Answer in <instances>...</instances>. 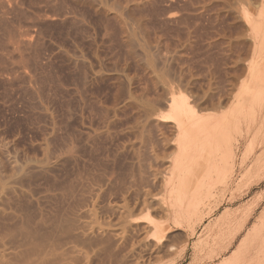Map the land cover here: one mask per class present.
<instances>
[{
    "label": "rangeland",
    "instance_id": "1",
    "mask_svg": "<svg viewBox=\"0 0 264 264\" xmlns=\"http://www.w3.org/2000/svg\"><path fill=\"white\" fill-rule=\"evenodd\" d=\"M100 1L101 0H92V2L91 0H0V177H3L4 175L6 176L8 175V173L17 174L21 171V169L25 171L27 168H29L26 170H29L28 174L26 173V179L23 178L21 184L23 185L25 183L22 186L23 189L25 188L27 191H30H28V195L24 198H22L23 196H20V198H17L18 196H9L6 199L8 200V202L9 199L11 201V198L12 200L15 199L18 201H13L9 203L5 201L6 203H1V206L4 205V207H10L8 210L12 208L11 211L17 212L19 209L21 210L22 208H25V206L29 205L28 208H32L31 211L36 212L37 205L34 202L33 205H36L34 207L31 203V199L34 197L38 200L39 198L38 207L41 208L40 211L45 216L59 209L63 211L65 209L66 212L67 209H70V213H73V210L75 208V212H78V210L80 212L81 209L83 210L89 205L91 206L92 201H94L97 202V205H95L97 207L99 206L102 211H104L102 212V214L107 217L109 213L107 212L106 207L109 206V203L110 205L113 204V200H115V203H119V201L123 199V190L126 188L125 190L127 191H125V196L126 198H129L128 201L131 200L129 203L130 207L133 206L132 209L134 212V203L136 201L138 202V200H136L135 202L133 200L136 199L134 198V196H136L134 195V193L141 192L142 188H140V185L142 183L140 184L139 182H137L139 180H137L138 178L135 175L137 174V172L135 171H138V168H135L138 167V165L136 164L138 162H135L138 161L137 153H143V155H145L144 153L148 151V144L151 143L153 140V142H155L154 138L159 134L160 135L156 137L157 142L162 141L160 138L163 136L161 131L158 130V128L154 125L152 127H154L155 129L151 128L150 131L152 134L150 135V139L147 138L148 136H144V134H146V130L142 127V123L145 122L144 118L142 117L144 109L140 110V108L141 106L142 108L147 107L148 110L155 108L157 106L156 101L159 97V99H162L164 94H166L171 89L176 90L179 88L180 91L182 90V92L187 94L189 99H192L190 100V102L193 101L192 97H194V100L198 103L200 97V103L197 104L195 103V101L192 103L194 105L197 104V107L195 106L196 108L204 109H201V113L205 112L204 114H211L212 111V114H220L227 113L231 109H233L234 112L238 110L236 112L237 115H235V113H232V115H235L237 118L234 116L235 119L234 117L230 119L229 127L230 135L235 145H237L238 156L235 162H228V167L227 164H224L222 165L224 167H221L220 172L218 171L217 173H212L213 177L215 179L217 178V180L214 179L215 182L217 181L216 185H220L222 183H224L225 185L221 187L220 192L215 195L214 199L211 198L209 202L200 204L198 212H190L188 213L190 215H181L183 217L179 216L180 218L164 215L158 210L156 205H152L154 206V208L151 207L153 209L149 208L147 211L145 210V212L141 211V213L138 211V209H136V211L140 214H132L133 216L134 214L136 215V217L134 216L133 219H137H134L135 221H132V223H130L132 220V215L130 216V222H128L129 219L126 222V230L128 229V233H124V236H126L125 239L124 237L121 239L118 238V242L120 240V244L115 242L117 239L115 241L114 239L110 240L111 237H108V235L106 236L105 234H101L100 236L99 234H97L96 238L100 240L104 239V236H106V240H108L109 243L108 241L106 242L105 239L102 240L100 243H108L109 245L105 244L107 249L106 247H103L104 249L101 247L103 250L100 248L96 251L94 250L96 249L94 247L98 246L99 248V245H94V249L91 247L93 251L90 248L91 252L88 256L81 257L79 254L74 252L71 253L69 257L68 253V256H66L67 254H65V261L68 260V262L66 261L68 264H83L85 262V264H225L226 261H229V264H233L235 261L240 263L241 259L238 260V258H240V253L238 250L242 239L247 233L254 229L255 226L258 228V230H264V227L261 229L262 225L264 224V108L262 111L257 113L258 115L256 114V120L252 122L253 124L251 123L250 129L249 131H247L246 125L248 122V117L242 116L243 114L240 112L236 101L231 100V102L227 104H221L219 103V99L218 103L221 105V108L217 107V103L214 104L216 106H213V103L216 102V99L221 98L217 95L216 96L218 98L214 96L216 92L219 96H224L226 93H221L229 91V89H227V85H230L229 87L231 88L235 80L241 79L244 76L245 73L242 74V72H240V68L243 66V64L247 65L249 62H254V64L252 65H254L253 68L255 70L254 72H252L253 69L251 70V74L247 78L245 88H247L249 84L251 85L252 82L255 81V76H257V66L259 65L258 67L260 68V66L264 64V39L263 41L257 40L259 42L262 41V46L258 42L257 45L259 46H257V48H249L250 50L248 49V52L250 51L249 54H246V52H244L246 50L244 48L245 46L243 43H241L242 40L240 39L241 42L239 40V38L243 36H240L241 31L240 27L238 26L240 23L239 21L240 19H244L243 17H245L247 13L248 15L251 13L252 15L250 14V16H253L255 14L253 8H255L254 5L256 4L253 5V3H249L252 0H247L248 2L246 0H145L144 2L143 0H103V2ZM245 1L247 3H245ZM136 2L139 3L136 4ZM119 3L121 6L119 5ZM235 3L238 6H236ZM145 4L146 6H144ZM251 4L254 7H252ZM229 6H231L232 9L229 8ZM186 7L188 9H186ZM209 8L211 9L209 10ZM160 12L163 14H161ZM224 12L225 14H223ZM46 14H48L49 16ZM133 14L136 17L133 16ZM138 14H140V16H138ZM138 17L140 18V20ZM166 17L169 18L166 19ZM170 17L172 18L170 19ZM178 17H180V20ZM173 18H175V20ZM238 18L240 19L238 20ZM113 20L115 22H113ZM178 20L181 24L178 22ZM236 21L239 23H237ZM233 24H235V26ZM122 27L125 29H123ZM126 29L128 32H126ZM234 29L240 32L238 33L236 31L237 33L234 32V34H232L233 31H235ZM187 31L189 32L188 34ZM136 32L137 34H134ZM128 33L132 36L130 37ZM235 34L238 35V37ZM235 37H237L238 39H236ZM128 39L131 41V44H127L128 42H130ZM131 45L133 48L132 50ZM158 46H160L161 48ZM171 46H173L174 48ZM157 48H159V50H157ZM146 51L147 53H145ZM173 52L175 55H173ZM137 54L143 56L140 57ZM146 54H149V56H147ZM182 64H184L185 66ZM165 65L167 66L165 67ZM157 66L159 69L157 68ZM203 68H207L208 70H204ZM142 70H145L146 72ZM234 70H238L239 72H235ZM96 71H99L97 75ZM82 72L85 73L83 74ZM183 73L185 75H183ZM223 73L227 74L224 75ZM231 73L232 75H234L235 79L231 75ZM239 73L242 74V77H240L241 74ZM164 75L167 77L170 76V78L168 77L167 79ZM152 76L154 77V79ZM223 77L226 78L224 79ZM220 80L222 81V83ZM225 80L227 82H225ZM172 82H175L174 85ZM171 83L172 85H169ZM221 84L223 91L225 87L226 91H221ZM257 85L260 84H256V86ZM173 87L176 88L174 89ZM216 87L219 89H217ZM101 90L103 93L101 92ZM204 90L207 92L205 93ZM211 91H214L215 93H212ZM231 91H229L227 94L230 95V92L231 94L236 93L235 89H232ZM139 92L142 94H140ZM195 93L198 95L199 93L200 95L201 93H204L202 94L205 96H203L204 99L202 98V95H199L198 97V95H196ZM111 94H115V96ZM194 94L196 95V97ZM126 96L130 98L128 99ZM116 97L117 101L115 99ZM125 97L126 101L128 100L126 103V108H120L115 113V115H113L111 111L112 107L116 106L114 103L117 102V106H119V102L122 101V99H124ZM208 97L214 98V100L212 99L213 103L211 99H208ZM204 101H211L212 105H209V102L208 104H203ZM133 102H135L136 104H134ZM145 102L146 105H144ZM147 102L149 104H147ZM201 105H203V107H201ZM130 108L132 110H130ZM159 108L160 109L157 111L156 109H158V107H156L155 111L158 114L159 112H161L160 114H163L165 112V109L161 107ZM138 109L139 111H141L140 113ZM163 109L164 111L162 112ZM101 110L102 113H104L105 115H101ZM127 111L131 112L128 113ZM118 113L119 116L117 115ZM135 113L142 115V118L140 116L138 117V114ZM135 115L137 116L135 117ZM109 117H111V119ZM242 117L244 119H242ZM141 119H143V122L141 121ZM238 119L240 120L238 121ZM136 120L139 121L138 124L135 123ZM131 122L132 124L130 125ZM104 123L106 125H103ZM126 123L128 124L127 126ZM135 124L140 125V129H137V127H135ZM118 127L120 129H118ZM131 127L135 128H132L131 131V129L129 130V128ZM96 128L97 130H95ZM141 128H143L144 130L142 132L145 133L142 134L139 131L142 130ZM152 130H155L157 133L155 131L153 132ZM93 131L98 132L97 134H94L95 132L93 133ZM166 132L168 136L171 135L168 133V131ZM166 132L164 135H166ZM87 133H90V136H88L90 140L87 139ZM151 136L154 137L152 138ZM169 137L171 139L173 137L175 141L177 139L176 134H172ZM136 138H138V140ZM144 138H147L151 142H148V144L145 143L148 140L144 141ZM125 139H127L128 142ZM139 142L140 145L138 144ZM141 143L144 144L142 145ZM90 144H92V147L90 146ZM143 147H146V149H144ZM143 149L145 151H143ZM68 150H71L72 152ZM173 154L169 151L166 154L167 157L165 155L166 159H164L163 163L166 164L165 162H167V165H164L163 163L161 164L162 168L165 167V170L161 169V172H163V174L164 171L166 173L170 171L171 165L168 164L169 162L166 160L167 158L170 159ZM135 157L136 159L134 161L133 158ZM55 158L57 159L55 160ZM99 158L101 160H99ZM42 163H48L49 166L52 164L49 169L50 172H47L49 174L43 172L39 173L38 168H36L38 166L36 165H41ZM28 165H30L31 167H28ZM168 165H170V167ZM229 166L232 168H229ZM18 167H20V170L18 169ZM166 170L169 171L167 172ZM217 174H219L218 176H221L216 177ZM55 179L57 180L56 183ZM63 182H73V191L71 190V192H63L64 190L60 186V184ZM133 182H135V185ZM99 188L100 190H98ZM138 189L140 190L138 191ZM29 194L34 196L31 197ZM28 196H30L31 198ZM120 196L122 197V199ZM23 200L25 201L24 203ZM27 200H29V202H26ZM14 202H16L17 205H21L22 207L19 206L16 208L17 205ZM131 202L134 203L132 204ZM11 205L13 207H11ZM202 208L204 209L203 211ZM103 215H101L99 218L101 220V223L102 221L104 222L105 219L110 218L108 215L109 218L104 217L105 219H103ZM101 217L103 220L101 219ZM127 223L130 226L133 225L132 229L130 228V226H128ZM141 223L143 224L142 226L146 224L144 226V231L141 230L143 229V227L140 226ZM150 223L152 225L155 223H160V226H158V230L155 232V235H152V232L150 231L147 232L149 228L146 226L147 224L150 226ZM28 225H30V227L33 226H31V224H27V226ZM137 226L141 227L140 230H138L139 228ZM145 227L148 229L146 230ZM133 228L138 229L133 230ZM29 229L32 230L33 228H28L27 230ZM159 230H161L160 233L158 232ZM146 233H149V236ZM156 233H158L157 236ZM15 235L17 237L13 239V236ZM13 236H11L12 239L10 238L14 242L13 243L11 241L13 245H10L11 242L9 241V239V243H7V245L13 248L14 250L20 249V251L18 250V252L22 251L24 253V249L25 247L27 248V246H29L32 237L29 235L28 231L25 232L24 230L19 232L16 231ZM102 236L103 238H100ZM138 237L141 239H138ZM154 239L156 240V242H154ZM44 241H47V239ZM16 242H18L19 245ZM48 242H41V244L43 243V245L40 244V246H38L40 247V250L44 249L45 252H47L49 249L47 250L46 248H48L50 244L54 246L53 243L49 242L48 244ZM54 242H57V240H55ZM111 242L114 244H110ZM52 245L50 246L52 247ZM62 245H56L58 248L57 251ZM116 245L119 246L117 247ZM172 245L173 247H171ZM21 246H23V248H21ZM56 246L54 248L55 254L54 251L51 252L53 253L55 258L57 254H59V252L56 251ZM50 249L52 251L53 247ZM254 251L255 250L252 249V255L250 256L252 258H256V256L258 255L256 259L259 260V262L255 259V263L253 264H256V261L257 263L264 264V253L262 254L260 252H257L258 254L255 255L256 253H254ZM120 252L123 253L121 254ZM32 253L30 254L32 255L30 257H34L33 261H35L37 258L38 261H36L38 263L39 255L35 257V254L33 255ZM35 253L41 254L39 250H36ZM108 253H112L111 255L113 258L111 260L105 258L109 255ZM253 253L255 256H253ZM18 254L20 256H23L21 255V253ZM62 254H59L60 256L57 257L59 260L60 257H62L60 261H63L62 259L64 254ZM260 255L262 256L261 258H259ZM83 257H88V259L86 258V260ZM232 257L234 259L237 257V260L235 259L234 261ZM55 258H52L51 260L53 261ZM68 258H70L72 262ZM17 259H15V264L19 263L17 261H20L19 258ZM121 259L124 261H122ZM57 260L55 263L60 262L59 260L57 262ZM230 261L234 262L230 263ZM253 261L254 258L251 260V263ZM32 264L36 263L32 262Z\"/></svg>",
    "mask_w": 264,
    "mask_h": 264
},
{
    "label": "bare ground",
    "instance_id": "2",
    "mask_svg": "<svg viewBox=\"0 0 264 264\" xmlns=\"http://www.w3.org/2000/svg\"><path fill=\"white\" fill-rule=\"evenodd\" d=\"M94 1V0H93ZM102 2H103V0H101ZM100 1V2H101ZM112 1V0H111ZM116 1V0H115ZM115 1H114V3H115ZM120 1V0H119ZM145 0H143V2H144ZM147 1V0H146ZM152 1V0H151ZM175 1V0H174ZM184 1V0H183ZM196 1V0H195ZM208 1V0H207ZM215 1V0H214ZM243 1V0H242ZM247 1V0H246ZM245 1V3H247ZM91 2H92V0H91ZM99 2V3H100ZM129 2V1H128ZM173 2V1H172ZM171 2V3H172ZM186 2V1H185ZM193 2V1H192ZM200 2V1H199ZM210 2V1H209ZM208 2V3H209ZM228 2V1H227ZM111 3V2H110ZM137 3H139V2H136V4ZM141 3H142V1H141ZM147 3V2H146ZM191 3V2H190ZM221 3H223V2H221ZM232 3H234V2H232ZM249 3H253V5L254 4H256V5H254L255 6V8H253L254 9V15L253 16H250V14L248 15V13H247V15H245V17H243L244 19H240V18H238V20L240 19V23L239 22H237V23H239V27H240V31H241V35L240 36H242V37H240L239 38V40L241 39L242 40V42H241V40H240V42L241 43H243L244 44V48L246 49L244 52H246V54H249V52H248V49L249 48H257V46H259V45H257V43L260 41V40H262L263 41V39H264V0H252V1H250ZM17 4H19V3H17ZM21 4V3H20ZM131 4H133V3H131ZM135 4V3H134ZM185 4V3H184ZM187 4V3H186ZM194 4V3H193ZM198 4V3H197ZM218 4V3H217ZM227 4V3H226ZM225 4V5H226ZM238 4V3H237ZM113 5V4H112ZM119 5H120V3H119ZM127 5V4H126ZM142 5V4H141ZM196 5V4H195ZM203 5V4H202ZM230 5V4H229ZM231 5H234V4H231ZM235 5H236V3H235ZM246 5V4H245ZM252 5V4H251ZM252 5V7H254ZM7 6H9V5H7ZM17 6V5H16ZM121 6V5H120ZM128 6V5H127ZM135 6H137V5H135ZM140 6V5H139ZM144 6H146V4L144 5ZM175 6V5H174ZM179 6H180V4H179ZM184 6V5H183ZM219 6V5H218ZM222 6V5H221ZM228 6V5H227ZM236 6H238V5H236ZM123 7H124V3H123ZM170 7V6H169ZM178 7V6H177ZM200 7V6H199ZM220 7V6H219ZM218 7V8H219ZM225 7V6H224ZM110 8V7H109ZM129 8V7H128ZM138 8V7H137ZM142 8V7H141ZM151 8H152V6H151ZM159 8V7H158ZM162 8V7H161ZM229 8H231V6H229ZM241 8V7H240ZM245 8H247V7H245ZM19 9V8H18ZM111 9H113V8H111ZM116 9V8H115ZM136 9V8H135ZM143 9V8H142ZM150 9V8H149ZM167 9V8H166ZM165 9V10H166ZM177 9V8H176ZM186 9H188L187 7H186ZM208 9V8H207ZM211 8H209V10H210ZM226 9H227V7H226ZM232 9V8H231ZM234 9V8H233ZM52 10V9H51ZM105 10V9H104ZM109 10V9H108ZM126 10V9H125ZM129 10V9H128ZM141 10V9H140ZM144 10V9H143ZM147 10V9H146ZM155 10V9H154ZM204 10V9H203ZM206 10V9H205ZM219 10V9H218ZM221 10V9H220ZM236 10V9H235ZM106 11V10H105ZM113 11V10H112ZM111 11V12H112ZM117 11V10H116ZM130 11V10H129ZM136 11V10H135ZM138 11V10H137ZM145 11V10H144ZM156 11V10H155ZM172 11H173V8H172ZM179 11H180V9H179ZM184 11V10H183ZM187 11V10H186ZM230 11V10H229ZM233 11V10H232ZM237 11V10H236ZM239 11V10H238ZM243 11H246V10H243ZM18 12V11H17ZM127 12V11H126ZM133 12V11H132ZM148 12V11H147ZM157 12V11H156ZM159 12V11H158ZM207 12V11H206ZM240 12V11H239ZM105 13V12H104ZM135 13V12H134ZM141 13V12H140ZM144 13V12H143ZM152 13V12H151ZM161 13V12H160ZM176 13V12H175ZM180 13V12H179ZM210 13V12H209ZM220 13V12H219ZM218 13V14H219ZM231 13V12H230ZM233 13V12H232ZM53 14V13H52ZM161 14H163V13H161ZM168 14V13H167ZM177 14V13H176ZM175 14V15H176ZM223 14H225V12L223 13ZM222 14V15H223ZM235 14H236V12H235ZM235 14H233V15H235ZM241 14H242V12H241ZM240 14V15H241ZM46 15H48V14H46ZM54 15V14H53ZM113 15V14H112ZM122 15V14H121ZM124 15V14H123ZM155 15V14H154ZM165 15V14H164ZM172 15V14H171ZM184 15V14H183ZM239 15V14H238ZM252 15V14H251ZM49 16V15H48ZM47 16V17H48ZM127 16V15H126ZM128 16H130V15H128ZM133 16H135L134 14H133ZM132 16V17H133ZM138 16H140V14H138ZM143 16V15H142ZM152 16V15H151ZM167 16V15H166ZM189 16V15H188ZM200 16V15H199ZM202 16V15H201ZM242 16V15H241ZM34 17V16H33ZM45 17V16H44ZM131 17V18H132ZM136 17V16H135ZM156 17H157V15H156ZM173 17V16H172ZM172 17H170V19L172 18ZM181 17V16H180ZM180 17H178L179 18V20H180ZM183 17V16H182ZM212 17H214V16H212ZM216 17V16H215ZM38 18V17H37ZM49 18V17H48ZM139 18V17H138ZM165 18V17H164ZM169 18V17H168ZM167 17H166V19H168ZM188 18V17H187ZM186 18V19H187ZM191 18V17H190ZM220 18V17H219ZM219 18H218V20H219ZM1 19V18H0ZM44 19V18H43ZM105 19V18H104ZM160 19H161V17H160ZM174 20H175V18H173ZM196 19V18H195ZM217 19V18H216ZM236 19H237V17H236ZM30 20V19H29ZM79 20V19H78ZM119 20V19H118ZM124 20V19H123ZM135 20V19H134ZM138 20V19H137ZM136 20V21H137ZM139 20H140V18H139ZM179 20H178V22H179ZM192 20V19H191ZM197 20V19H196ZM223 20V19H222ZM110 21V20H109ZM135 21V22H136ZM149 21V20H148ZM188 21V20H187ZM113 22H115L114 20H113ZM124 22V21H123ZM160 22H162V21H160ZM166 22V21H165ZM225 22V21H224ZM233 22V21H232ZM231 22V23H232ZM119 23V22H118ZM128 23V22H127ZM140 23V22H139ZM147 23V22H146ZM157 23H158V21H157ZM177 23V22H176ZM180 23V22H179ZM32 24V23H31ZM34 24V23H33ZM163 24V23H162ZM165 24V23H164ZM181 24V23H180ZM225 24V23H224ZM236 24V23H235ZM235 24H233L234 26H235ZM109 25V24H108ZM120 25V24H119ZM124 25V24H123ZM122 25V26H123ZM138 25V24H137ZM172 25V24H171ZM178 25V24H177ZM188 25V24H187ZM191 25V24H190ZM127 26V25H126ZM135 26V25H134ZM156 26V25H155ZM180 26V25H179ZM178 26V27H179ZM183 26H185V25H183ZM217 26V25H216ZM222 26V25H221ZM230 26V25H229ZM145 27V26H144ZM143 27V28H144ZM163 27H165V26H163ZM107 28V27H106ZM123 28V27H122ZM131 28V27H130ZM146 28V27H145ZM150 28V27H149ZM148 28V29H149ZM155 28V27H154ZM180 28V27H179ZM234 28V27H233ZM232 28V29H233ZM123 29H125V28H123ZM138 29V28H137ZM141 29V28H140ZM151 29V28H150ZM171 29V28H170ZM173 29V28H172ZM185 29V28H184ZM236 29V28H235ZM234 29V30H235ZM238 29V28H237ZM135 30V29H134ZM139 30V29H138ZM146 30V29H145ZM144 30V31H145ZM166 30V29H165ZM164 30V31H165ZM177 30V29H176ZM186 30V29H185ZM239 30V29H238ZM119 31H121V30H119ZM142 31V30H141ZM175 31V30H174ZM216 31H217V29H216ZM223 31V30H222ZM237 30H235V31H233V33L232 34H234V32L235 33H237L236 32ZM239 31V32H240ZM30 32V31H29ZM126 32H128L127 31V29H126ZM139 32V31H138ZM180 32V31H179ZM238 32V33H239ZM28 33V32H27ZM189 32L187 31V34H188ZM129 34V33H128ZM127 34V35H128ZM134 34H137V32L136 33H134ZM141 34V33H140ZM156 34V33H155ZM214 34V33H213ZM222 34V33H221ZM25 35V34H24ZM122 35V34H121ZM130 35V37L132 36L131 34H129ZM148 35V34H147ZM160 35V34H159ZM164 35V34H163ZM166 35V34H165ZM168 35V34H167ZM172 35H174V34H172ZM236 35V34H235ZM234 35V36H235ZM124 36V35H123ZM136 36V35H135ZM141 36V35H140ZM161 36V35H160ZM207 36V35H206ZM218 36V35H217ZM223 36V35H222ZM229 36V35H228ZM237 37H238V35H236ZM129 37V38H130ZM153 37V36H152ZM156 37V36H155ZM164 37V36H163ZM162 37V38H163ZM166 37V36H165ZM176 37V36H175ZM174 37V38H175ZM179 37V36H178ZM233 37V36H232ZM237 37H235L236 39H238ZM25 38V37H24ZM124 38V37H123ZM128 38V37H127ZM126 38V39H127ZM134 38V37H133ZM138 38V37H137ZM158 38V37H157ZM184 38V37H183ZM187 38V37H186ZM190 38V37H189ZM210 38V37H209ZM143 39V38H142ZM141 39V40H142ZM148 39V38H147ZM160 39V38H159ZM168 39H169V37H168ZM191 39V38H190ZM189 39V40H190ZM217 39V38H216ZM221 39V38H220ZM227 39V38H226ZM234 39V38H233ZM129 40V39H128ZM183 40V39H182ZM186 40V39H185ZM209 40V39H208ZM257 40H259V41H257ZM130 41V40H129ZM138 41V40H137ZM144 41V40H143ZM148 41V40H147ZM146 41V42H147ZM171 41V40H170ZM174 41V40H173ZM187 41V40H186ZM223 41V40H222ZM238 41V40H237ZM262 41L261 42H259V44H261V46H262ZM124 42V41H123ZM152 42V41H151ZM164 42V41H163ZM183 42V41H182ZM226 42V41H225ZM229 42V41H228ZM25 43V42H24ZM131 44V41L130 42H128L127 44ZM137 43V42H136ZM154 43H155V41H154ZM170 43V42H169ZM188 43V42H187ZM231 43V42H230ZM166 44V43H165ZM29 45V44H28ZM133 45V44H132ZM132 45H131V50L133 49L132 48ZM141 45V44H140ZM174 45V44H173ZM189 45V44H188ZM206 45H208V44H206ZM210 45V44H209ZM221 45V44H220ZM240 45V44H239ZM138 46V45H137ZM143 46V45H142ZM145 46H147V45H145ZM235 46V45H234ZM125 47V46H124ZM139 47V46H138ZM158 47H160V46H158ZM171 47H173V46H171ZM141 48V47H140ZM148 48V47H147ZM161 48V47H160ZM174 48V47H173ZM260 48V47H259ZM127 49V48H126ZM130 49V48H129ZM169 49V48H168ZM261 49V48H260ZM128 50V49H127ZM140 50V49H139ZM145 50V49H144ZM157 50H159V48H157ZM170 50V49H169ZM250 50V49H249ZM148 51V50H147ZM147 51L145 52V53H147ZM161 51V50H160ZM208 51V50H207ZM241 51V50H240ZM261 51V50H260ZM134 52V51H133ZM140 52V51H139ZM167 52V51H166ZM166 52H165V56H166ZM172 52V51H171ZM76 53H77V51H76ZM130 53H132V52H130ZM152 53V52H151ZM160 53V52H159ZM223 53V52H222ZM241 53V52H240ZM144 54V53H143ZM178 54V53H177ZM180 54V53H179ZM207 54V53H206ZM242 54V53H241ZM243 54H245V53H243ZM78 55V54H77ZM138 55V54H137ZM147 55V54H146ZM173 55H175L174 54V52H173ZM209 55V54H208ZM74 56V55H73ZM127 56V55H126ZM138 56H140V55H138ZM143 56V55H142ZM142 56H140V57H142ZM147 56H149V54L147 55ZM171 56V55H170ZM249 56V55H248ZM76 57H78V56H76ZM75 57V58H76ZM146 57V56H145ZM151 57V56H150ZM154 57V56H153ZM163 57V56H162ZM236 57V56H235ZM131 58V57H130ZM138 58V57H137ZM147 58V57H146ZM152 58V57H151ZM170 58V57H169ZM172 58H173V56H172ZM230 58V57H229ZM245 58V57H244ZM139 59V58H138ZM155 59H156V57H155ZM77 60H79V59H77ZM82 60V59H81ZM134 60V59H133ZM137 60V59H136ZM141 60H142V58H141ZM164 60H165V58H164ZM167 60V59H166ZM127 61V60H126ZM140 61V60H139ZM149 61V60H148ZM154 61H156V60H154ZM163 61V60H162ZM175 61V60H174ZM177 61V60H176ZM247 61V60H246ZM252 61V60H251ZM254 61H256V60H254ZM258 61V60H257ZM137 62V61H136ZM145 62V61H144ZM169 62V61H168ZM214 62V61H213ZM212 62V63H213ZM242 62V61H241ZM240 62V63H241ZM244 62V61H243ZM99 63H101V62H99ZM135 63V62H134ZM147 63V62H146ZM219 63V62H218ZM227 63V62H226ZM247 63V62H246ZM259 63V62H258ZM263 63V62H262ZM98 64V63H97ZM139 64V63H138ZM167 64V63H166ZM238 64V63H237ZM236 64V65H237ZM252 64H254V62H249L247 65H244L243 64V66L240 68L241 70H240V72H242V74L243 73H245L244 74V76L242 77V74L241 73H239V74H241V76L240 77H242L241 79H237V80H235L233 83V86L231 87L233 90L235 89L236 90V93L235 94H231V88L229 87L230 85H227L228 87H227V89H229V91H231L230 92V95L229 94H227L229 91H227V92H224V91H226L225 90V88H224V91H223V88H222V84H221V87L220 88H222V92H224V93H221V94H225L224 96H222V95H218V93L216 92V94H214V96H218V97H221V98H218L217 96H216V98H218V99H216V102L215 103H213V100H214V98H209L208 97V99L210 100H212V103H213V106H216L217 105V107H220L221 108V105L219 104V103H221V104H227V103H229V102H231V100H234V101H236L235 103L238 105V107H239V109H240V112L243 114L242 116L243 117H248V122H247V125H246V130L247 131H249V129H250V127H251V123L253 122V121H255L256 120V117H257V113L258 112H260V111H262L263 110V108H264V64H262V66H260V68L257 66V69H258V71H257V69H256V72H257V76H255L256 77V79H255V81H251L252 82V84L250 85L249 84V86L247 87V88H245V84H246V82H247V78H248V76L251 74V70L253 69V71L252 72H254L255 70H254V68H253V66L254 65H252ZM261 64V63H260ZM148 65V64H147ZM152 65V64H151ZM157 65H159V64H157ZM182 65H184V64H182ZM234 65V64H233ZM139 66V65H138ZM167 65H165V67H166ZM173 66V65H172ZM185 66V65H184ZM98 67H100V66H98ZM164 67V68H165ZM218 67V66H217ZM92 68H95V67H92ZM91 68V69H92ZM122 68V67H121ZM145 68H146V66H145ZM150 68V67H149ZM157 68H158V66H157ZM169 68V67H168ZM90 69V68H89ZM101 69V68H100ZM159 69V68H158ZM171 69V68H170ZM204 69V68H203ZM97 70H98V68H97ZM150 70V69H149ZM179 70V69H178ZM187 70V69H186ZM204 70H208L207 68L206 69H204ZM214 70V69H213ZM224 70V69H223ZM227 70H228V68H227ZM226 70V71H227ZM91 71V70H90ZM102 71V70H101ZM118 71V70H117ZM142 71H145V70H142ZM163 71V70H162ZM235 71V70H234ZM233 71V72H234ZM236 71H238V70H236ZM235 71V72H236ZM92 72H94V71H92ZM146 72V71H145ZM151 72V71H150ZM165 72V71H164ZM163 72V73H164ZM172 72V71H171ZM228 72V71H227ZM239 72V71H238ZM83 73V72H82ZM81 73V74H82ZM85 73V72H84ZM83 73V74H84ZM97 73H99V71H96V75H97ZM106 73V72H105ZM152 73V72H151ZM170 73V72H169ZM175 73V72H174ZM212 73V72H211ZM210 73V74H211ZM216 73V72H215ZM215 73H213V74H215ZM218 73V72H217ZM181 74V73H180ZM222 74V73H221ZM224 74V73H223ZM227 74V73H226ZM226 74H224V75H226ZM234 74V73H233ZM86 75V74H85ZM90 75V74H89ZM145 75V74H144ZM148 75V74H147ZM167 75V74H166ZM182 75V74H181ZM183 75H185L184 73H183ZM190 75V74H189ZM223 75V76H224ZM231 75H232V73H231ZM82 76V75H81ZM149 76V75H148ZM165 76V75H164ZM204 76V75H203ZM218 76V75H217ZM233 77H234V75H232ZM235 76H236V73H235ZM237 76H239V75H237ZM253 76V75H252ZM84 77V76H83ZM114 77V76H113ZM150 77V76H149ZM153 77V76H152ZM167 79H168V77L170 78V76H165ZM180 77H182V76H180ZM190 77V76H189ZM192 77V76H191ZM232 77V78H233ZM239 77V78H240ZM120 78V77H119ZM161 78V77H160ZM222 78V77H221ZM224 78V77H223ZM226 78V77H225ZM224 78V79H225ZM229 78V77H228ZM237 78V77H236ZM101 79H102V77H101ZM108 79V78H107ZM153 79H154V77H153ZM163 79H165V78H163ZM209 79V78H208ZM234 79H235V77H234ZM82 80V79H81ZM92 80V79H91ZM123 80V79H122ZM126 80V79H125ZM147 80H148V78H147ZM158 80V79H157ZM170 80V79H169ZM202 80V79H201ZM216 80V79H215ZM228 80H230V79H228ZM30 81V80H29ZM95 81V80H94ZM113 81V80H112ZM115 81H116V79H115ZM154 81V80H153ZM171 81H173V80H171ZM221 81V80H220ZM83 82V81H82ZM86 82V81H85ZM84 82V83H85ZM92 82V81H91ZM121 82V81H120ZM119 82V83H120ZM155 82V81H154ZM166 82V81H165ZM175 82H177V81H175ZM174 82V83H175ZM187 82V81H186ZM210 82V81H209ZM225 82H227L226 80H225ZM250 82V83H251ZM95 83V82H94ZM125 83V82H124ZM126 83H127V81H126ZM137 83V82H136ZM158 83V82H157ZM169 83V82H168ZM173 83V82H172ZM172 83L171 84H169V85H172ZM174 83H173V85H174ZM198 83V82H197ZM196 83V84H197ZM221 83H222V81H221ZM231 83V82H230ZM229 83V84H230ZM86 84V83H85ZM97 84V83H96ZM118 84V83H117ZM143 84V83H142ZM146 84V83H145ZM151 84H153V83H151ZM160 84V83H159ZM162 84V83H161ZM200 84V83H199ZM211 84H212V82H211ZM220 84V83H219ZM224 84V83H223ZM256 84H260V85H257L256 86ZM125 85V84H124ZM132 85V84H131ZM130 85V86H131ZM149 85V84H148ZM195 85V84H194ZM115 86V85H114ZM113 86V87H114ZM120 86V85H119ZM118 86V87H119ZM140 86H141V84H140ZM150 86V85H149ZM179 86V85H178ZM182 86V85H181ZM196 86V85H195ZM201 86V85H200ZM214 86V85H213ZM225 86H226V84H225ZM124 87V86H123ZM122 87V88H123ZM128 87V86H127ZM160 87V86H159ZM183 87V86H182ZM181 87V88H182ZM199 87V86H198ZM147 88V87H146ZM154 88V87H153ZM163 88V87H162ZM171 88H172V86H171ZM174 88V87H173ZM176 88V87H175ZM174 88V89H175ZM217 88V87H216ZM33 89H35V88H33ZM116 89V88H115ZM120 89V88H119ZM127 89V88H126ZM134 89V88H133ZM217 89H219V88H217ZM231 89V90H230ZM29 90V89H28ZM27 90V91H28ZM124 90V89H123ZM138 90V89H137ZM144 90V89H143ZM142 90V91H143ZM152 90V89H151ZM155 90H156V88H155ZM163 90V89H162ZM188 90V89H187ZM190 90V89H189ZM193 90V89H192ZM195 90V89H194ZM207 90V89H206ZM213 90V89H212ZM35 91V90H34ZM141 91V90H140ZM209 91H210V89H209ZM219 91V90H218ZM220 91V92H221ZM101 92H102V90H101ZM112 92V91H111ZM125 92H126V90H125ZM138 92V91H137ZM145 92V91H144ZM151 92V91H150ZM154 92V91H153ZM191 92V91H190ZM204 92L206 93L207 91H205L204 90ZM212 93H215L214 91H211ZM31 93V92H30ZM29 93V94H30ZM33 93V92H32ZM35 93V92H34ZM98 93V92H97ZM103 93V92H102ZM115 93V92H114ZM117 93V92H116ZM131 93V92H130ZM140 93V92H139ZM28 94V93H27ZM39 94V93H38ZM140 94H142V93H140ZM196 94V93H195ZM194 94V95H195ZM202 94H204V93H201V95ZM220 94V93H219ZM111 95H114L115 96V94H111ZM120 95V94H119ZM128 95V94H127ZM196 95H198V94H196ZM196 95H195V97H196ZM199 95H200V93H199ZM199 95H198V97H199ZM200 95V96H201ZM92 96V95H91ZM99 96V95H98ZM122 96V95H121ZM121 96H120V99H121ZM136 96V95H135ZM147 96V95H146ZM190 96V95H189ZM203 96L204 95H202V98H203ZM208 96V95H207ZM32 97H34V96H32ZM94 97V96H93ZM127 98H128V96H126ZM126 97L124 98V99H122V101H120L119 102V106H117V102H115L114 104L116 105L115 107H112V113H113V115H115V113L120 109V108H123V107H125L126 108V103H127V101H126ZM142 97V96H141ZM144 97V96H143ZM148 97V96H147ZM155 97V96H154ZM154 97H153V99H154ZM205 97V96H204ZM212 97H213V95H212ZM37 98V97H36ZM83 98V97H82ZM118 98H119V96H118ZM130 98V97H129ZM128 98V99H129ZM135 98V97H134ZM139 98H140V96H139ZM146 98V97H145ZM144 98V99H145ZM152 98V97H151ZM151 98H150V100H151ZM160 98V97H159ZM158 98V100L156 101V107H158V109H156V107L155 108H152V109H147V107L146 108H142V106H141V108H140V110L141 109H144L143 110V116L142 115H140V114H138V113H135V114H138V117L140 116H142L143 118H144V123H142V127L146 130L145 132H146V134H144V136L145 137H147L148 139H150V135H152L151 134V128H154V127H152L153 125L154 126H156L157 128H158V130H160L161 131V133H162V137H163V139H162V137L160 138L162 141H159V142H157V139H156V137H158V136H156L154 139H155V142H151V141H149L147 138L145 139H143L144 141L145 140H148L147 142H145V143H147L148 144V142H151V143H149L148 144V146H147V149H148V151L146 152V153H144L145 155H143V153L141 154H139V153H137L138 155H137V159H138V161H135V159H136V157L135 158H133L134 159V161L135 162H138V163H136L137 165H138V167H135V168H138V171H135V170H137V169H135L134 171L135 172H137V174H135L136 176H137V180H139V181H137V182H139L141 185H140V188H141V192H135L134 193V195H136V196H134V198H136V199H133L134 200V202L136 201V200H138V202L136 203H134L135 204V211H136V209H138V211L141 213V211H143V212H145V210L147 211L149 208H151V207H153L154 208V206H152V205H156L157 206V208H158V210L160 211V212H162L164 215H166V216H173V217H179V216H181V215H185V214H188V213H190V212H198V210H199V206H200V204H202V203H207V202H209L210 201V199L211 198H213L214 199V197H215V195L218 193V192H220V190H221V187H223L225 184L224 183H222V184H218V185H216V182H215V180H217V178L215 179L214 177H213V175H212V173H217L218 171L220 172V169H221V167H224V166H222V165H226L227 164V167H228V162H235V160H236V158H237V156H238V149H237V145H235V143H234V141H233V139H232V137H231V135H230V131H229V127H230V119L232 118V117H234L235 115H237L236 114V112L238 111H233V109H231L229 112H227V113H220V114H212V111H211V114H204V113H201V111L202 110H204V109H199V108H196L197 106V104L198 103H200L199 101H200V97H199V101H198V103L194 100V97H192L193 98V101H191L190 102V100H192V99H189V97L187 96V94H185L184 92H182V90L180 91V89L178 88V89H176V90H170V91H168L166 94H164V96H163V98L162 99H159ZM32 99V98H31ZM30 99V100H31ZM96 99V98H95ZM99 99V98H98ZM116 99V101H117V97L115 98ZM204 99V98H203ZM207 99V98H206ZM207 99V100H208ZM220 99V102L218 103V100ZM85 100V99H84ZM93 100V99H92ZM143 100V99H142ZM98 101V100H97ZM101 101V100H100ZM113 101V100H112ZM115 101V100H114ZM153 101V100H152ZM195 101V103H197L196 105H194L192 102H194ZM202 101V100H201ZM32 102V101H31ZM36 102V101H35ZM205 102V101H204ZM203 102V104H208V102H209V105H212L211 104V101H206L205 103ZM39 103V102H38ZM83 103V102H82ZM90 103H91V100H90ZM96 103V102H95ZM105 103V102H104ZM134 104H136L135 102H133ZM154 103H155V101H154ZM217 103V104H216ZM93 104V103H92ZM147 104H149L148 102H147ZM153 104V103H152ZM202 104V103H201ZM214 104H216V105H214ZM256 104V105H255ZM40 105V104H39ZM86 105V104H85ZM102 105V104H101ZM113 105V104H112ZM140 105V104H139ZM144 105H146V102H145V104ZM155 105V104H154ZM220 105V106H219ZM236 105V106H237ZM36 106V105H35ZM106 106V105H105ZM108 106V105H107ZM129 106H130V104H129ZM196 106V107H195ZM255 106H257V107H255ZM34 107V106H33ZM136 107V106H135ZM148 107H149V105H148ZM151 107H153V106H151ZM159 107H161V108H164L165 109V112L163 113V114H160L161 112H159V114L155 111V109L158 111L160 108ZM199 107V106H198ZM201 107H203V105H201ZM206 107H209V106H206ZM206 107H204V108H206ZM223 107V106H222ZM44 108V107H43ZM92 108V107H91ZM97 108V107H96ZM95 108V109H96ZM101 108V107H100ZM110 108V107H109ZM139 108V107H138ZM257 108V109H256ZM42 109V108H41ZM45 109H47V108H45ZM86 109V108H85ZM135 109V108H134ZM134 109H133V111H134ZM164 109L162 110V112L164 111ZM199 109V110H198ZM213 109V108H212ZM236 109H238V108H236ZM44 110V109H43ZM43 110H41V111H43ZM83 110H84V108H83ZM88 110V109H87ZM103 110V109H102ZM102 110H101V115L102 114H104V113H102ZM130 110H132L131 108H130ZM245 110H246V112H245ZM94 111V110H93ZM106 111V110H105ZM138 111H139V109H138ZM206 111H207V109H206ZM218 111H219V109H218ZM87 112V111H86ZM96 112V111H95ZM104 112V111H103ZM123 112V111H122ZM128 112V111H127ZM129 112H131V111H129ZM128 112V113H129ZM141 111H139V113H140ZM209 112V111H208ZM44 113H46V112H44ZM97 113H99V112H97ZM112 113H110V114H112ZM232 113H235V115H232ZM92 114V113H91ZM125 114V113H124ZM142 114V113H141ZM257 114V115H256ZM105 115V114H104ZM107 115V114H106ZM118 116H119V113L117 114ZM245 115V116H244ZM108 116V115H107ZM126 116V115H125ZM137 115H135V117H136ZM241 116V115H240ZM106 117V116H105ZM114 117H117V116H114ZM134 117V118H135ZM141 117V118H142ZM236 117V116H235ZM235 117H234V119H235ZM242 117V119H244ZM251 117V118H250ZM110 119H111V117H109ZM129 118V117H128ZM133 118V119H134ZM237 118V117H236ZM249 118H250V120H249ZM113 119V118H112ZM119 119V118H118ZM136 119V118H135ZM138 119V118H137ZM140 119V118H139ZM233 119V120H234ZM102 120H103V118H102ZM127 120V119H126ZM143 119H141V121H142ZM240 119H238V121H239ZM106 121V120H105ZM122 121V120H121ZM137 121V122H136ZM135 121V123H137L138 124V120H136ZM236 121V120H235ZM246 121H247V119H246ZM101 122V121H100ZM103 122V121H102ZM108 122V121H107ZM106 122V123H107ZM112 122H113V120H112ZM143 122V121H142ZM96 123V122H95ZM128 123V122H127ZM126 123V126L129 124H127ZM234 123V122H233ZM232 123V124H233ZM88 124V123H87ZM132 124V122L130 123V125ZM134 124V123H133ZM137 124H135L136 126L135 127H137V129H140V125H137ZM143 124H144V126H143ZM253 124V123H252ZM86 125V124H85ZM99 125V124H98ZM103 125H106L105 123L103 124ZM108 125V124H107ZM123 125V124H122ZM89 126V125H88ZM102 126V125H101ZM114 126V125H113ZM116 126V125H115ZM92 127V126H91ZM94 127V126H93ZM103 127H105V126H103ZM135 127H131V128H129V130L131 129V131H132V128H135ZM53 128V127H52ZM109 128V127H108ZM128 128V127H127ZM143 128H141L142 130H139L142 134L143 133H145V132H142V131H144L143 130ZM104 129V128H103ZM118 129H120L119 127H118ZM125 129V128H124ZM136 129V130H137ZM155 129V128H154ZM95 130H97V128L95 129ZM100 130V129H99ZM107 130H109V129H107ZM136 130H134V131H136ZM246 130H245V133H246ZM89 131V130H88ZM91 131V130H90ZM112 131V130H111ZM153 131V130H152ZM155 131V130H154ZM153 131V132H154ZM166 131H168V133L169 134H173V135H177V139H176V141L174 140V138L172 137V139L175 141H173L169 136H171V135H167V132ZM51 132V131H50ZM95 131H93V133H94ZM98 132V131H97ZM97 132H95L94 134H97ZM118 132V131H117ZM140 132H139V134H140ZM156 132V131H155ZM159 132V131H158ZM165 132H166V135H164L165 134ZM74 133V132H73ZM83 133H85V132H83ZM104 133V132H103ZM114 133V132H113ZM135 133V132H134ZM157 133V132H156ZM76 135V134H75ZM92 135V134H91ZM110 135V134H109ZM113 135V134H112ZM118 135V134H117ZM72 136V135H71ZM87 137L88 136H90V133H87V135H86ZM140 136V135H139ZM143 136V137H144ZM73 137V136H72ZM86 137V138H87ZM111 137V136H110ZM123 137V136H122ZM137 137V136H136ZM142 137V136H141ZM152 138L154 137V136H151ZM176 137V136H175ZM128 138V137H127ZM140 138V137H139ZM151 138V139H152ZM87 139H89V137L87 138ZM87 139H85V140H87ZM132 139V138H131ZM137 140H138V138H136ZM84 140V141H85ZM90 140V139H89ZM92 140V139H91ZM125 140H127V139H125ZM135 140V139H134ZM136 141V140H135ZM140 141V140H139ZM143 141V142H144ZM92 142V141H91ZM127 142H128V140H127ZM161 142V143H160ZM88 143V142H87ZM126 143V142H125ZM137 143V142H136ZM135 143V144H136ZM139 145H140V142L138 143ZM142 144V143H141ZM144 144V143H143ZM142 144V145H143ZM87 145V144H86ZM92 144H90V146H91ZM118 145V144H117ZM131 145V144H130ZM146 145V144H145ZM65 146V145H64ZM82 146V145H81ZM88 146V145H87ZM86 146V147H87ZM137 146V145H136ZM92 147V146H91ZM130 147V146H129ZM135 147V146H134ZM67 148V147H66ZM102 148V147H101ZM137 148V147H136ZM139 148V147H138ZM144 149H146V147H143ZM68 149V148H67ZM115 149V148H114ZM134 149V148H133ZM143 149V151H145ZM49 150V149H48ZM124 150V149H123ZM137 150V149H136ZM138 150H141V149H138ZM45 151H46V149H45ZM68 151H71V150H68ZM74 151V150H73ZM133 151V150H132ZM143 151H141V152H143ZM170 151L172 154H173V156L171 157V156H168V157H171L170 159L169 158H167V160L166 161H168L169 163L168 164H170L171 165V167H172V169H171V167H170V165H168L169 167H170V171L168 172L167 170V172L168 173H166L165 171H164V174H163V172H161L162 170L161 169H163V170H165L164 168H162V166H161V164L164 162V159H166L165 158V155L168 153V152ZM50 152V151H49ZM72 152V151H71ZM136 152V151H135ZM139 152V151H138ZM166 152V153H165ZM52 153V152H51ZM66 153V152H65ZM68 153H70V152H68ZM77 153V152H76ZM131 153V152H130ZM57 154V153H56ZM60 154V153H59ZM64 154V153H63ZM115 154V153H114ZM116 154H117V152H116ZM147 154V155H146ZM170 154V153H169ZM47 156H48V153H47ZM96 156V155H95ZM136 156V155H135ZM69 157V156H68ZM113 157V156H112ZM134 157V156H133ZM166 157H167V155H166ZM66 158V157H65ZM64 158V159H65ZM77 158V157H76ZM97 158V157H96ZM103 158V157H102ZM57 158H55V160H56ZM75 159V158H74ZM73 159V160H74ZM63 160V159H62ZM99 160H101L100 158H99ZM105 160V159H104ZM125 160V159H124ZM49 161V160H48ZM51 161V160H50ZM59 161V160H58ZM65 161V160H64ZM133 161V160H132ZM57 162V161H56ZM52 163V162H51ZM98 163V162H97ZM106 163H107V161H106ZM166 164H164V165H167V162H165ZM53 164V163H52ZM51 164V165H52ZM60 164V163H59ZM30 165H32V164H30ZM30 165H28V167L30 166ZM50 165V166H51ZM232 165V164H231ZM230 165V166H231ZM36 166H38V167H36V168H38V170H39V173L40 172H43V173H47L48 171H49V169H50V166L48 165V163H42L41 165H36ZM100 166V165H99ZM113 166V165H112ZM134 166V165H133ZM229 166V168H232V167H230ZM31 167V166H30ZM53 167V166H52ZM160 167V168H159ZM168 167V168H169ZM20 167H18V169H19ZM112 168V167H111ZM167 168V169H168ZM1 169V168H0ZM17 169V170H18ZM27 169H29V168H27ZM26 169V170H27ZM34 169V168H33ZM32 169V170H33ZM103 169V168H102ZM128 169H129V167H128ZM226 169V168H225ZM20 170V169H19ZM25 170V169H24ZM23 171L22 169H21V171H23V172H16L17 174H10V173H8V175H4L3 177L5 178H3V177H0V264H15V262H16V260L15 259H17V258H19V260L20 261H17V262H19V263H17V264H32V262H34V263H36V264H68L67 262H68V260H66L65 261V254H67L66 256H68V253H69V257H70V254L71 253H74V252H76L77 254H79L81 257L82 256H88L89 254H90V252H91V250H92V248H93V246L95 245V246H97V245H99V248H98V246L97 247H94V248H96V249H94V250H98V249H100L101 247L103 248H105L106 247V245L109 243V241L108 240H106V236L108 235V237H111L110 238V240L111 239H114V241L116 242V243H119L120 242V240H119V242H118V238L119 239H121V238H123L124 237V239H125V237L126 236H124L125 234L124 233H126L127 232V230H126V222L128 221V219L130 218V216L133 214V213H137V214H140L139 212H133V209H132V207L133 206H131L130 207V201H128V199L129 198H126V192L125 191H127V190H123L124 191V196H122L123 197V199H122V197H121V201H119V203H115V200H113L114 201V203H113V201H112V203L113 204H111L110 205V203L108 204L109 206L108 207H106V210H107V212L109 213L108 215H109V217H108V215H107V217L106 216H104L103 214H102V212H104V211H102V209L100 210L96 205V203L97 202H94V201H92V204H91V206L89 205L88 207H86L85 209H81L80 210V212H79V210H78V212H75L74 210H75V208H74V210H73V213H70V209H67V212H66V210L64 209V211L63 210H57V211H53V212H51L50 214H47V215H43L42 213H41V211H40V207H38V200H39V198H38V200L37 199H35L33 196L34 195H30L31 197H33L31 200V203H32V205L34 204V202L36 203V205H33L34 207L36 206L37 207V211L36 212H32L31 211V209L32 208H28V206L29 205H27V206H25V208H22L20 211L18 210L17 212L16 211H11L12 210V208L10 209V210H8L9 208H7V206L6 207H4V205H2L1 206V203H3V202H5V201H7L8 202V200H6L9 196H13V197H17V198H20V196H23L22 198H24L25 196H27L28 195V193L30 192L29 190V192L24 188L23 189V185L25 184H21V182H22V180H23V178H25V176L28 174V171ZM31 170V169H30ZM36 170V169H35ZM109 170H110V167H109ZM223 170V169H222ZM4 171V170H3ZM16 171V170H15ZM129 171V170H128ZM13 172V171H12ZM50 172V171H49ZM126 172V171H125ZM134 172V173H135ZM27 173V174H26ZM128 173V172H127ZM223 173V172H222ZM4 174V173H3ZM6 174V173H5ZM30 174V173H29ZM38 174V173H37ZM47 174H49V173H47ZM32 175V174H31ZM30 175V176H31ZM134 175V174H133ZM216 175V174H215ZM214 175V176H215ZM219 174H217V176L216 177H220V176H218ZM29 177V176H28ZM126 177V176H125ZM128 178V177H127ZM130 178V177H129ZM26 179V178H25ZM83 179V178H82ZM81 179V180H82ZM215 179V180H214ZM51 180H53V179H51ZM56 180V179H55ZM54 180V181H55ZM89 180V179H88ZM102 180V179H101ZM133 180V179H132ZM214 180V181H213ZM219 180H220V178H219ZM218 180V181H219ZM124 181V180H123ZM135 181V180H134ZM57 182V180L55 181V183ZM59 182V181H58ZM66 182V181H65ZM65 182H63V183H61L60 184V186L62 187V189L64 190L63 192H71V190H72V188H73V185H72V183L70 182V183H65ZM106 182V181H105ZM121 182V181H120ZM131 182V181H130ZM136 182V183H137ZM225 182V181H224ZM51 183V182H50ZM129 183V182H128ZM134 183V185H135V182H133ZM56 185V184H55ZM60 186H59V188H60ZM90 186V185H89ZM88 186V187H89ZM130 186V185H129ZM139 186V185H138ZM103 187H105V186H103ZM127 187V186H126ZM132 187H134V186H132ZM27 188V187H26ZM29 188V187H28ZM58 188V187H57ZM118 189V188H117ZM56 190V189H55ZM58 190H60V189H58ZM98 190H100V188L98 189ZM114 190V189H113ZM140 189H138V191H139ZM223 190V189H222ZM225 190V189H224ZM50 191V190H49ZM48 191V192H49ZM73 191V190H72ZM94 191V190H93ZM155 191V192H154ZM32 192V191H31ZM97 192V191H96ZM133 192V191H132ZM41 193V192H40ZM46 193V192H45ZM54 193H55V191H54ZM53 193V194H54ZM123 193V192H122ZM121 193V194H122ZM51 194V193H50ZM108 194V193H107ZM112 194V193H111ZM39 195V194H38ZM55 195V194H54ZM68 195H69V193H68ZM98 195V194H97ZM30 196H28V197H30ZM43 196V195H42ZM46 196V195H45ZM67 196V195H66ZM99 196V195H98ZM109 196V195H108ZM30 197V198H31ZM37 197V196H36ZM41 197V196H40ZM97 197V196H96ZM102 197H103V195H102ZM133 197V196H132ZM16 198V199H17ZM43 198V197H42ZM107 198V197H106ZM27 199V198H26ZM45 199V198H44ZM65 199V198H64ZM120 199V198H119ZM131 199V198H130ZM20 200V199H19ZM30 200V199H29ZM29 200H27L26 202H29ZM41 200V199H40ZM60 200V199H59ZM94 200V199H93ZM106 200V199H105ZM110 200V199H109ZM132 200V201H133ZM13 201H18V200H12V198H11V201H10V199H9V202H13ZM43 201V200H42ZM89 201V200H88ZM8 202V203H9ZM25 201L23 200V203H24ZM66 202V201H65ZM106 202V201H105ZM6 203V202H5ZM15 204H16V202H14ZM22 203V204H23ZM73 203V202H72ZM132 203V202H131ZM132 203V204H133ZM4 204V203H3ZM18 204H19V202H18ZM70 204V203H69ZM96 204V205H95ZM9 205V204H8ZM17 205V204H16ZM24 205V204H23ZM26 205V204H25ZM41 205V204H40ZM84 205V204H83ZM103 205V204H102ZM107 205V204H106ZM19 206H21V205H17L16 206V208L17 207H19ZM32 206V207H33ZM68 206V205H67ZM71 206V205H70ZM11 207H13L12 205H11ZM22 207V206H21ZM64 207V206H63ZM210 207V206H209ZM5 208H7V209H5ZM14 208H15V205H14ZM14 208H13V210H14ZM71 208V207H70ZM78 208V207H77ZM80 208V207H79ZM153 208H151V209H153ZM16 210V209H15ZM156 210V209H155ZM204 209L202 208V211H203ZM68 211H69V213H68ZM202 211H200V212H202ZM75 212V213H74ZM159 212V213H160ZM49 213V212H48ZM134 214V216L136 217V215ZM162 214V215H163ZM101 215H103V219H105V218H109V219H105V220H107V221H105L104 220V222L102 221V223H101V220L99 219L100 218V216ZM188 215H190V214H188ZM133 215L131 216V222H130V219H129V221L128 222H130V223H132V221L134 222L135 220H137V219H133V217H134ZM105 217V218H104ZM181 217H183V216H181ZM180 218V217H179ZM100 221H99V220ZM101 219H102V217H101ZM102 219V220H103ZM141 220V219H140ZM138 222V221H137ZM140 222V221H139ZM26 224V225H25ZM27 224H31V226L32 227H30V225H28L27 226ZM128 224V223H127ZM160 223H155V224H151L150 223V226L147 224V226L146 227H148L149 228V230H147L148 228H146L145 227V229L147 230V232L148 231H150V232H152V235H155V232L158 230L157 228H158V226H160L159 225ZM261 224V223H260ZM143 224L141 223V227H143V229H141L142 231H144V226L146 225H144V226H142ZM152 225V226H151ZM264 225V224H263ZM262 225V227H261V229L264 227ZM128 226H130L129 224H128ZM127 226V227H128ZM138 226H139V224H138ZM137 226V227H138ZM33 228L32 230L31 229H29V230H27L28 228ZM132 227H133V225L132 226H130V228L132 229ZM141 227H138L137 229L138 230H140V228ZM160 228V227H159ZM26 229V230H25ZM136 229V228H135ZM134 228H133V230H135ZM136 229V230H137ZM28 231V233H29V235L32 237V240L30 241V243H29V246H27V248L25 247V249H24V253L21 251V252H18V250L20 251V249H16V250H14L13 248H11V247H9L8 245H7V243H9V241L11 242L12 240V238H11V236H13L15 233H16V231ZM152 230V231H151ZM160 231L161 230H159L158 232L160 233ZM129 232H131V231H129ZM137 232V231H136ZM149 232V233H150ZM128 233V232H127ZM126 233V234H127ZM133 233H134V231H133ZM148 233V234H149ZM19 234V233H18ZM21 234V233H20ZM97 234H99L100 236H101V234L103 235V234H105L106 236H104L105 238V240H106V242L108 241V243L106 244L105 242H102V243H100L102 240H104V239H97L96 238V235ZM132 234V233H131ZM147 234V233H146ZM145 234V235H146ZM147 234V235H148ZM17 235V234H16ZM13 236V239L15 238V237H17V236ZM98 235V236H99ZM158 235V233H156V236ZM97 236V237H98ZM149 236V235H148ZM25 237V236H24ZM30 237V238H31ZM113 237V238H112ZM137 237V236H136ZM154 237V236H153ZM162 237V236H161ZM11 238V239H10ZM100 238H103V236L102 237H100ZM8 239H9V241H8ZM24 239V238H23ZM47 239V241H44V240H46ZM135 239V238H134ZM138 239H141V238H139L138 237ZM153 239V238H152ZM156 239V238H155ZM154 239V240H155ZM28 240V239H27ZM55 240H57V242H58V244H59V246L60 245H62L61 247H59V250L57 251V246H58V244H57V242H54ZM60 241V243H62V244H60L59 243V241ZM157 240V239H156ZM156 240L154 241V242H156ZM160 240V239H159ZM21 241V240H20ZM29 241V240H28ZM50 242V243H53L54 244V246L52 245V244H50V245H52V247H53V249H52V251H51V249L50 248H52L50 245H49V247L48 248H46L48 251V253L47 252H45V250L43 249H41L40 250V247H38V246H40V244H41V242ZM113 241V240H112ZM113 241V242H114ZM126 241V240H125ZM151 241V240H150ZM13 242V241H12ZM12 242L10 243V245L12 244ZM22 242H24V241H22ZM49 242H48V244H49ZM114 242V243H115ZM128 242V241H127ZM133 242V241H132ZM14 243V242H13ZM16 243H18V242H16ZM100 243V244H99ZM104 243V244H103ZM114 243H110V244H114ZM122 243V242H121ZM159 243V242H158ZM24 244V243H23ZM22 244V245H23ZM27 244V243H26ZM57 246H56V245ZM106 244V245H105ZM120 244V243H119ZM147 244V243H146ZM157 244V243H156ZM13 245V244H12ZM18 245H19V243H18ZM28 245V244H27ZM41 245H43V243L41 244ZM105 245V246H104ZM109 245V244H108ZM158 245V244H157ZM156 245V246H157ZM26 246V245H25ZM55 246H56V251L57 252H59V254H64V256H63V261H60L61 260V258L62 257H60V260L57 258L58 256H60L59 254H57V256H56V258L60 261V262H58V260L54 257V255H53V253H51V252H53L55 249ZM115 246V245H114ZM117 246V245H116ZM119 246V245H118ZM117 246V247H118ZM144 246V245H143ZM148 246V245H147ZM168 246V245H167ZM39 249H38V248ZM92 247V248H91ZM109 247V246H108ZM152 247V246H151ZM171 247H173V245L171 246ZM20 248V247H19ZM21 248H23V246H21ZM35 248H37V249H35ZM43 248V247H42ZM45 248V247H44ZM90 248H91V250H90ZM101 248V249H102ZM103 248V249H104ZM110 248V247H109ZM115 248V247H114ZM157 248V247H156ZM169 248V247H168ZM61 249V250H60ZM89 249V250H88ZM102 249V250H103ZM106 249H107V247H106ZM117 249V248H116ZM154 249V248H153ZM252 249H254L255 251H254V253H256L255 255H257L259 252L260 253H264V252H262V251H264V230L262 229V230H258V228L255 226V228L254 229H252L249 233H247L246 235H245V237L242 239V242L240 243V247H239V253H240V258H238V260H240V263H242V264H253V263H255V259L258 257V255L256 256V258L255 257H253L254 258V261L251 263V260L253 259L250 255H252L251 253V251H252ZM23 250V249H22ZM36 250H39L40 251V253L41 254H37V253H35L36 252ZM102 250H100V251H102ZM112 250H113V248H112ZM160 250V249H159ZM62 251V252H61ZM88 251H89V253H88ZM93 251V250H92ZM95 251V252H96ZM99 251V252H100ZM106 251V250H105ZM110 251V250H109ZM158 251V250H157ZM174 251V250H173ZM32 252H34V253H32ZM56 252V253H57ZM107 252H108V250H107ZM112 252V251H111ZM129 252V251H128ZM258 252V253H257ZM18 253H21V255H23V256H20ZM35 254V257L36 256H38V258H39V262L37 263V261H38V259L36 258V260L35 261H33L34 260V257L33 258H31L30 256H32V255H30V254ZM75 253V254H76ZM88 253V254H87ZM93 253V252H92ZM103 253V252H102ZM110 253V252H109ZM108 253V254H109ZM121 253V252H120ZM119 253V254H120ZM123 253V252H122ZM121 253V254H122ZM254 253H253V256H255L254 255ZM37 254V255H36ZM54 254H55V251H54ZM62 254V255H63ZM76 254V255H77ZM112 254V253H111ZM111 254H109L107 257H105V258H108V259H112L113 257H112V255ZM120 254V255H121ZM128 254V253H127ZM261 254V255H262ZM74 255V254H73ZM95 255V254H94ZM106 255V254H105ZM117 255H118V253H117ZM119 255V256H120ZM237 255V254H236ZM235 255V256H236ZM239 255V254H238ZM260 255V257L259 258H261L262 256ZM75 256V255H74ZM78 256V255H77ZM122 256V255H121ZM127 256V255H126ZM125 256V257H126ZM48 257H51V258H48ZM117 257V256H116ZM123 257H124V255H123ZM52 258H55L53 261L51 260ZM71 258H72V256H71ZM80 258V257H79ZM83 258H87L88 259V257H83ZM96 258V257H95ZM122 258V257H121ZM233 258V257H232ZM237 258V257H236ZM235 258V259H236ZM252 258V259H251ZM258 258V259H259ZM68 259H70V258H68ZM86 259V260H87ZM102 259V258H101ZM123 259V258H122ZM121 259V260H122ZM131 259V258H130ZM235 259L233 258V260L235 261ZM264 259V258H263ZM262 259V260H263ZM18 260V259H17ZM56 260H57V262L58 263H55L56 262ZM85 260V261H86ZM105 260V259H104ZM120 260V261H121ZM126 260H127V258H126ZM226 260H228V259H226ZM237 260V259H236ZM257 260V259H256ZM50 261H51V263H50ZM70 261L72 262V260L70 259ZM76 261H77V259H76ZM75 261V262H76ZM79 261V260H78ZM89 261V260H88ZM122 261H124V260H122ZM234 261H230V263L231 262H234ZM258 262H259V260H257ZM257 261H256V264H260V263H257ZM92 262V261H91ZM101 262V261H100ZM106 262V261H105ZM113 262V261H112ZM260 262H262V261H260ZM86 263V262H85ZM85 263H83V264H85ZM89 263V262H88ZM114 263V262H113ZM119 263H121V262H119ZM123 263V262H122ZM225 263V262H224ZM226 263H228L229 264V261L227 262L226 261ZM225 263V264H226ZM240 264V263H238L237 261H235L233 264ZM73 264V263H72ZM101 264H103V263H101ZM112 264V263H111ZM115 264V263H114ZM126 264V263H125Z\"/></svg>",
    "mask_w": 264,
    "mask_h": 264
}]
</instances>
